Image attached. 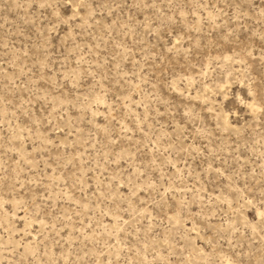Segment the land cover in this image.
<instances>
[{"label": "rangeland", "instance_id": "obj_1", "mask_svg": "<svg viewBox=\"0 0 264 264\" xmlns=\"http://www.w3.org/2000/svg\"><path fill=\"white\" fill-rule=\"evenodd\" d=\"M0 264H264V0H0Z\"/></svg>", "mask_w": 264, "mask_h": 264}]
</instances>
